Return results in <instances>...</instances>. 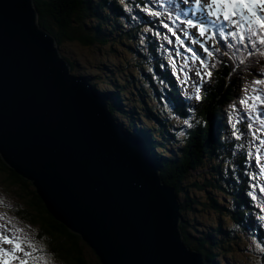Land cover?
<instances>
[{"label":"water","instance_id":"obj_1","mask_svg":"<svg viewBox=\"0 0 264 264\" xmlns=\"http://www.w3.org/2000/svg\"><path fill=\"white\" fill-rule=\"evenodd\" d=\"M0 158L100 264H204L183 240L175 188L71 73L31 0H0Z\"/></svg>","mask_w":264,"mask_h":264},{"label":"trees","instance_id":"obj_2","mask_svg":"<svg viewBox=\"0 0 264 264\" xmlns=\"http://www.w3.org/2000/svg\"><path fill=\"white\" fill-rule=\"evenodd\" d=\"M32 1L38 13L39 24L54 36L59 47L74 43L79 44L81 50L93 48L97 51L105 47L117 52V49L121 48L124 55L129 52L135 58L134 71L126 69L124 65L117 66L112 59L104 62V72L111 67L120 70L119 75L125 77L118 82L117 76L109 72L110 77L114 76L113 79H108L111 93L100 84L97 75L85 76L94 92L106 98L112 117L129 136L141 141L164 182L175 188L182 208L180 228L184 242L202 254L204 264H240V260L236 259L233 253L238 251L241 245H245L244 235H252L257 230L249 228V213H254L243 194L246 192V182L239 178H244L246 174L242 170L237 174L240 166L238 161L245 160L246 163L247 159L241 157L238 161L235 160L233 149L227 141L226 127L221 125V105L231 100L233 95L235 97L239 88L240 76L230 72V58L226 56V59L221 60L215 82L203 94L202 101L196 108L198 115L189 108L185 117L184 108L192 107L191 104L185 107L177 104L172 106L168 101V93L176 99L181 92L179 86H175L176 83L168 79L166 66L170 67L172 64L167 61L164 64L156 58L152 62L153 56L149 52L140 55L130 49L133 47L129 42L140 41L133 32L123 28L122 20L117 19L118 13H124L121 6L114 8L108 0ZM111 1L113 4L116 2ZM89 14L92 16L87 17ZM113 14L114 20L110 24L108 21ZM53 23L57 24V27H54ZM69 51L72 52V49ZM226 54L231 55L229 52ZM64 57L70 64L71 71L79 69L67 54ZM148 60L151 62H146ZM122 62L130 64L127 58ZM146 64L145 71H142V65ZM218 65L219 62L217 68ZM161 68L166 70V79L160 73ZM136 73L139 74L134 76ZM156 85L162 86L161 89H156ZM127 103H131L132 107L128 108ZM173 117L186 118L189 126H178L173 132ZM181 132L185 138L180 139L176 148L173 139H176V133ZM249 139L246 131L240 128L237 142L243 149ZM236 145L238 146V143ZM220 151L224 153L223 157ZM200 170L203 172H199L197 179L192 180L191 173ZM0 176L2 187L13 192L20 200L24 198L28 207L27 211L20 212L18 209L14 212L13 208L10 209L9 205L0 201V208L6 215H17V220L29 223L35 230L36 236L32 241L41 251L37 255L55 260L54 264H100L93 250L78 235L70 232L47 212L32 184L10 169L1 158ZM190 191L202 193L206 203L216 212L218 222L208 230L202 228V231H199L196 225L186 222L184 215L187 210L190 212V209L201 203ZM33 225L45 234L47 242ZM251 243L257 248L256 254L257 258H260V264H264V251L260 250L264 248V231L258 232L257 237L253 236ZM25 247L27 248V245Z\"/></svg>","mask_w":264,"mask_h":264},{"label":"rangeland","instance_id":"obj_3","mask_svg":"<svg viewBox=\"0 0 264 264\" xmlns=\"http://www.w3.org/2000/svg\"><path fill=\"white\" fill-rule=\"evenodd\" d=\"M111 1V0H110ZM112 6L115 7H119V0H116V2L111 1ZM125 8V7H124ZM115 11V10H114ZM92 13V12H91ZM119 14V20L124 21L125 20V14ZM92 16L91 14H89L87 17ZM88 20L90 21V18H88ZM114 20V14L112 15L110 21H108V23H112ZM88 21V22H89ZM54 24V23H53ZM106 24V23H105ZM108 25V24H107ZM54 27H57V24L53 25ZM150 30V27H147V32ZM144 36L146 34H142L139 33V36ZM135 37L139 40H143L145 43L143 44L142 48L143 51H148L151 50L153 48L156 47V43L152 42V43H148L149 41L151 42V40L149 38H140L135 34ZM61 46V45H60ZM102 49L97 50L93 49V48H84V49H80L79 48V44H74V43H69V45H65V47H59L60 52L62 54V51H64L65 53L62 54L63 56H66V54L69 56V58L71 60H73L74 63H76L79 67V69H73L72 73L75 75H78L80 77H84L85 75H97L98 76V80L100 81V84L107 88V82L109 78H114V76L110 77L111 74L109 72H113L114 75H116V80L119 82L122 81L123 78H125L123 75H119L121 74L120 70H116V69H112L111 67L107 68V72H104V68H103V64L106 61H110L111 59L113 60V62L116 63V65H124L126 69H131L132 71L135 70L134 68V62H135V58H131V56L128 54L124 55L123 51L118 48L117 52L111 51L110 48H105V47H101ZM72 49V52H70L69 50ZM80 51V52H79ZM78 55V56H77ZM127 58L130 62V64H126L123 63L121 60V58ZM155 58V57H154ZM71 67V66H70ZM72 70V69H71ZM128 106L132 107L131 103H127ZM180 119L178 118H172V123L173 126L175 127V130L173 132L176 131L177 127H178V122ZM171 126V128L173 127ZM178 137H180V134L178 135ZM184 134L182 136V140H183ZM173 147V146H172ZM175 147L177 148V145H175ZM205 170H209L208 168H205ZM199 172H203L202 170L200 171H196V172H192L191 173V178L192 180L197 179V174H199ZM2 183L0 180V200L6 204V205H12L15 206L17 205L18 202H16L15 197L13 192L10 193L6 188L2 187ZM190 193L194 194V196L196 195L197 199L201 202L199 203L200 205H195L192 209H190L191 211L189 212V210H187V212L185 213V219L187 223H191L192 225H196L195 227H198L199 231H202L201 229L203 228L204 230H208L209 227L214 226L217 224L218 222V217L216 216V212L209 207V205L206 203L205 200V196L200 193L199 191H190ZM2 203V204H3ZM205 203V204H204ZM2 211V208H0ZM17 209V208H16ZM4 214L5 212L2 211ZM6 215V214H5ZM7 218L9 219V221L12 223V227L9 225H5L4 223L1 225L3 228L0 227V231H3L5 234L7 235H16L14 234V229H20V232H16L17 234H22V236L24 237H28L31 240H33L36 236L35 234V230L29 225V223H26L25 221H20L17 220L16 218H14L12 215L7 214L6 215ZM17 216V215H16ZM18 218V216H17ZM190 224V225H191ZM23 225V226H22ZM198 225V226H197ZM34 226V225H33ZM39 234V233H38ZM253 237V235H244V238L247 240H251ZM258 240V238H257ZM257 248L254 249L252 243L248 242V244L245 245H241L238 248V251L236 250L233 253V256H235L236 259L240 260L239 263L240 264H260V258H257ZM40 255V254H39ZM88 254H86L87 256ZM41 256V255H40ZM51 264L55 263V260L51 259L50 260Z\"/></svg>","mask_w":264,"mask_h":264},{"label":"snow or ice","instance_id":"obj_4","mask_svg":"<svg viewBox=\"0 0 264 264\" xmlns=\"http://www.w3.org/2000/svg\"><path fill=\"white\" fill-rule=\"evenodd\" d=\"M187 3V0H185ZM197 7L203 6L208 9V15L215 17L217 20L221 18L223 21L233 25L238 31H230L225 33L223 28H221V37L226 38L228 35L233 37H239L241 42L244 41L245 37L242 32V24L248 25L249 32H253L254 35H259V42L264 44V0H206V3L202 5V0H195ZM187 23L192 27H197L200 35H204L207 31V25L201 22H193L192 20L187 21ZM167 27V25H165ZM175 35V33H173ZM231 46V45H229ZM189 51H192L189 49ZM204 51L209 55L212 53L208 51L205 47ZM193 55L196 54L193 52ZM201 65L207 69L208 65L201 60ZM207 76L211 77V71L205 73ZM197 75H200L198 72ZM256 84H264V80H256ZM196 100H200L201 97L196 95ZM256 99H260L259 96ZM241 104L246 103V101L241 100ZM264 103V101H261ZM184 124H188L185 120ZM260 156L257 155L256 161L260 162ZM261 172H264V164H260ZM261 193H264V186L259 188ZM252 196V193H248ZM255 199V197H252ZM261 211H264V206H261ZM259 219L264 220V216L259 217ZM15 232H20V229H14ZM27 245V248L25 247ZM10 246V247H6ZM264 251V248L260 249ZM40 248L28 237L17 236V235H7L3 231H0V264H51L50 260L46 257L37 255Z\"/></svg>","mask_w":264,"mask_h":264},{"label":"bare ground","instance_id":"obj_5","mask_svg":"<svg viewBox=\"0 0 264 264\" xmlns=\"http://www.w3.org/2000/svg\"><path fill=\"white\" fill-rule=\"evenodd\" d=\"M98 3H99V2H98ZM108 83H109V82L106 83V84H107V88H106V89H107L108 92L111 93V87L109 88V84H108ZM161 87H162V86H160V85H156V86H155L156 89H161ZM166 91H167V89H166ZM149 92H150V91H149ZM169 92L171 93V91H169ZM153 93H154V92H153ZM169 103H170L172 106H175L176 104L180 106L179 103H175V102H173V103L169 102ZM127 106H128V105H127ZM128 108H131V107L128 106ZM186 112H187V111L184 110V113H186ZM110 113H111V112H110ZM111 115H112V113H111ZM174 118H178V117H174ZM178 119H180V118H178ZM179 121H180V120H179ZM215 134L217 135V132H216ZM137 139H138V138H137ZM138 141H139L140 145L142 146L141 141H140L139 139H138ZM142 147H143V146H142ZM143 149H144V147H143ZM144 150H145V149H144ZM148 156H149V155H148ZM149 158H150V156H149ZM150 160H151V158H150ZM151 161H152V160H151ZM152 162H153V161H152ZM153 163H154V162H153ZM154 165L156 166L155 163H154ZM159 173H160V172H159ZM160 175H161V173H160ZM161 177H162V176H161ZM163 181H164V180H163ZM164 183H165V182H164ZM168 186H169V185H168ZM176 193H177V192H176ZM177 195H178V194H177ZM178 198H179V196H178ZM179 202H180V199H179ZM178 205H179V207H180L179 210H180V213H181V219H182V218H183V217H182L183 214H182V211H181V210H182V208H181V204H178ZM181 221H182V220H181ZM181 221H180L179 225L181 224ZM180 229H181V228H180ZM14 234H16L17 236H22V234H17L16 232H14Z\"/></svg>","mask_w":264,"mask_h":264},{"label":"clouds","instance_id":"obj_6","mask_svg":"<svg viewBox=\"0 0 264 264\" xmlns=\"http://www.w3.org/2000/svg\"><path fill=\"white\" fill-rule=\"evenodd\" d=\"M33 4V3H32ZM33 6H34V4H33ZM35 8V7H34ZM60 50V49H59ZM65 52H62V54H64ZM63 56V55H62ZM64 57V56H63ZM65 58V57H64ZM71 73H72V71H71ZM73 74V73H72ZM75 75V74H74Z\"/></svg>","mask_w":264,"mask_h":264}]
</instances>
